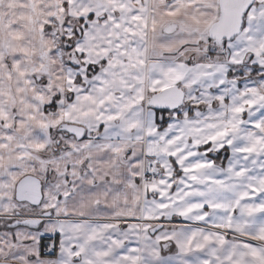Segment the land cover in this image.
I'll list each match as a JSON object with an SVG mask.
<instances>
[{
    "label": "snow or ice",
    "instance_id": "6c2138e0",
    "mask_svg": "<svg viewBox=\"0 0 264 264\" xmlns=\"http://www.w3.org/2000/svg\"><path fill=\"white\" fill-rule=\"evenodd\" d=\"M0 264H264V0H0Z\"/></svg>",
    "mask_w": 264,
    "mask_h": 264
}]
</instances>
